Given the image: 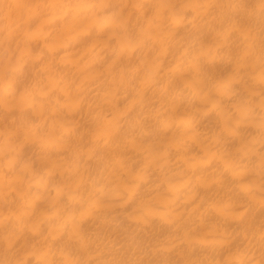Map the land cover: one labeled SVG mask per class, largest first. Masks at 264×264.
I'll use <instances>...</instances> for the list:
<instances>
[{"label": "bare ground", "instance_id": "1", "mask_svg": "<svg viewBox=\"0 0 264 264\" xmlns=\"http://www.w3.org/2000/svg\"><path fill=\"white\" fill-rule=\"evenodd\" d=\"M0 264H264V0H0Z\"/></svg>", "mask_w": 264, "mask_h": 264}]
</instances>
